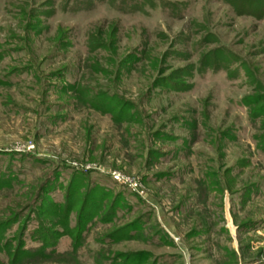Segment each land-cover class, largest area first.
<instances>
[{
    "label": "rangeland",
    "instance_id": "374dc122",
    "mask_svg": "<svg viewBox=\"0 0 264 264\" xmlns=\"http://www.w3.org/2000/svg\"><path fill=\"white\" fill-rule=\"evenodd\" d=\"M90 1L0 0V221L47 181L73 204L70 235L40 214L48 245L31 215L25 248L54 254L22 264H264V22L226 0ZM77 82L101 111L60 90Z\"/></svg>",
    "mask_w": 264,
    "mask_h": 264
},
{
    "label": "trees",
    "instance_id": "16d2710c",
    "mask_svg": "<svg viewBox=\"0 0 264 264\" xmlns=\"http://www.w3.org/2000/svg\"><path fill=\"white\" fill-rule=\"evenodd\" d=\"M226 1H227V4L232 9H234V12L236 14L246 15L248 17H252L254 19L261 20L264 22V0H226ZM88 2L91 3L90 0H88ZM92 2L100 3L101 0H92ZM246 2H247V6H245ZM246 7H247V9H246ZM65 38H66V34L63 35L62 39H65ZM64 43H66V42H64ZM63 46H65V44H63ZM87 46H88L89 53L94 54V53L101 51V47H102L101 46V36L100 35L94 36V34L90 33L88 38H87ZM63 48H65V47H63ZM95 68L97 69V72H99V74L101 75V68L99 66H96ZM23 69L25 71L30 70V68H28V69L23 68ZM52 75H53L52 76L53 79L64 81V75L62 73V70H58L57 72H54ZM38 79H39V77H38ZM37 82L39 84H41L40 80H38ZM6 83L7 82H5V85H6ZM60 90L63 93H66V95H69L70 98H73L76 100H81L82 102H84L87 105L88 108L96 109L99 111H101V99H103L106 102L107 97H108L106 92L101 91V85L100 84L97 85L96 87H92V86H86V84L82 85L80 82L73 83V84H66L65 83L64 86L60 87ZM243 102H244L243 104L246 106H250L253 104V102H251L248 99H244ZM253 112H254V110H253ZM258 114L264 115V109L258 111L257 115ZM254 115H256V114H254ZM117 117L119 119L122 118V116L119 115V113L117 114ZM119 119H118V121H121ZM57 177H58V174H57L56 178ZM77 177H83V173L77 171L74 174L73 179L75 180V178H77ZM77 179L80 180V178H77ZM5 183H7V182L1 183V184H5ZM9 183H11V182H9ZM9 183H7V184L9 185ZM50 185H51V183H49L47 181L46 183L39 186L37 189H35V190L33 189V191H31L28 194L30 199L28 201V204L24 206V208L27 210L26 214H19L17 212H14V213L12 212V213H10V216L8 218H6V220H5L6 223H2L4 221H0V229L2 230V234H0V240H1V238H3V231L5 229V228H3L4 224L7 228L11 227L14 224L20 223V222L22 224L20 226L19 232L17 234V238H16L17 244L15 246H13L12 240H8L7 242H4V245L2 246L3 250H5V252H6L7 257L9 256V261H11L10 264H12L14 262H17V264H22L23 263V261H22L23 256L24 257L28 256L29 260H31L34 258H44V257H47V256L54 254L53 251H50L48 253V255L45 254V248H44L45 245L39 247L38 250H35V251L34 250L32 251V250L25 248V241H24L23 237H24L25 231L27 229L28 223L31 221V215H34V217L39 220L37 234L39 235V238L41 240L45 241L46 245H48L47 241L49 240V237H47L48 235L46 233H44L45 229H44V225H42V222H41L42 220H40V214L41 215H52V216H54L58 221L56 223L61 225V228L63 230L61 232H57L56 237H54L53 239H56L57 235L63 236V235H70L71 234L68 221H69L70 213L73 209V204L71 203V198L69 197V193L68 194L66 193L67 196L64 200V203H62V204H57V203H54L52 201H49L47 198H45V196H47L48 192L50 191ZM0 186H2V185H0ZM44 202H46V204H48L49 207H51V210H49L48 212L42 211V208L45 207L43 204ZM84 206H86V205H83L81 210L77 214V220H78L77 227H79V229H80V231L78 233L79 238L81 237L82 233L84 232V229L86 227L85 224L88 221L87 217H86V213L84 214V210H85ZM91 206L89 207V212H90V208H91V215H92V211H93L92 208L93 207H91ZM15 237L16 236H14L13 238H15ZM76 247H77V245L74 246L73 250H75Z\"/></svg>",
    "mask_w": 264,
    "mask_h": 264
}]
</instances>
